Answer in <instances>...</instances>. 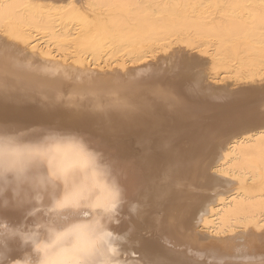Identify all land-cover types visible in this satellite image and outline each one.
I'll return each mask as SVG.
<instances>
[{"label": "bare ground", "instance_id": "obj_1", "mask_svg": "<svg viewBox=\"0 0 264 264\" xmlns=\"http://www.w3.org/2000/svg\"><path fill=\"white\" fill-rule=\"evenodd\" d=\"M0 264H264V0H0Z\"/></svg>", "mask_w": 264, "mask_h": 264}]
</instances>
